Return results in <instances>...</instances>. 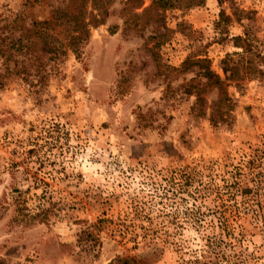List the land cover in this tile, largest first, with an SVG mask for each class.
<instances>
[{"label":"rangeland","instance_id":"1","mask_svg":"<svg viewBox=\"0 0 264 264\" xmlns=\"http://www.w3.org/2000/svg\"><path fill=\"white\" fill-rule=\"evenodd\" d=\"M70 1L0 0V262L264 264V75L227 80L214 124L218 90L198 116L186 88L205 79L182 70L225 79L237 37L264 57V0L133 24L109 0L80 35L51 20Z\"/></svg>","mask_w":264,"mask_h":264},{"label":"trees","instance_id":"2","mask_svg":"<svg viewBox=\"0 0 264 264\" xmlns=\"http://www.w3.org/2000/svg\"><path fill=\"white\" fill-rule=\"evenodd\" d=\"M87 0H71L68 5L67 11H57L55 15L52 16V22H58L60 25L70 26L75 25V32H79V35L82 33V30L86 32L89 31V25L94 24H102L101 17L106 15V5L109 4V0H91L92 10H97L95 17L91 20V22H86L85 20V7ZM89 1V0H88ZM202 3V0H152V4L149 9H144L141 14L135 12V10H139L142 5V0H126L125 5L127 9H134L131 14V18L127 21L128 24L139 23L144 18L151 14V17H155V22H161L163 13L170 8H180L186 7L191 8L193 6H198ZM131 11V10H130ZM100 16V18H98ZM149 22V19H146V23ZM138 25V24H137ZM135 25V26H137ZM164 30L167 32L165 26ZM79 35L72 36V40L76 41L80 39ZM236 41L239 42V47L243 49V53L236 54L240 57V59H234L233 56L229 55L227 58L223 60V71L225 73V79H222L220 75L212 70L209 65V61L207 59H200L196 61H185L182 66V70H187L190 66L197 65L199 72L201 73L202 78L205 79V83L201 84L197 83H189L187 85V93L190 95H194L196 98V106L200 108L199 112H197L198 116L203 115L205 112L204 104L206 102L204 94L206 93V89L208 87L215 88L219 92V99L217 102L213 104V112L211 114V121L214 124H217L219 121L227 122L230 117V101L227 92H226V81H243L246 78L251 77H261L264 75V69L261 68V63H264V57L261 56L260 53L253 52L252 58H246L245 52L250 51L248 49L249 40L245 37H237ZM257 59V61H255ZM204 109V111H203ZM0 264H4L0 262ZM115 264H129V260H120Z\"/></svg>","mask_w":264,"mask_h":264}]
</instances>
